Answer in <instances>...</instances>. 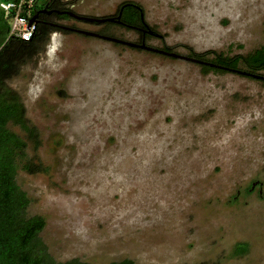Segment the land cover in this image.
<instances>
[{"label":"rangeland","instance_id":"1","mask_svg":"<svg viewBox=\"0 0 264 264\" xmlns=\"http://www.w3.org/2000/svg\"><path fill=\"white\" fill-rule=\"evenodd\" d=\"M62 1L86 19L55 22L187 56L264 45V0ZM124 2L151 33L91 20ZM8 83L54 260L264 264V79L58 27Z\"/></svg>","mask_w":264,"mask_h":264},{"label":"trees","instance_id":"2","mask_svg":"<svg viewBox=\"0 0 264 264\" xmlns=\"http://www.w3.org/2000/svg\"><path fill=\"white\" fill-rule=\"evenodd\" d=\"M2 1L9 0H0ZM120 6L119 24L135 28L142 33L141 29H146V24L141 18V7L133 2H124ZM65 9L69 10L62 0H45L42 4L33 0L30 16H35L36 30L30 40H22L8 37L9 20L0 7V264H92L77 258L59 262L48 252L40 237L45 219L39 214H27L30 200L16 180L19 167L28 171L40 170V167L33 165L27 158V140L9 126H17L26 133L29 140H37L35 127L29 124L25 116L21 98L9 85L8 80L19 72L23 62L37 53L50 31L58 28L51 22L70 18L69 15L60 13ZM147 34L149 33L144 36ZM162 48L169 51L173 49L166 45ZM188 49L189 56L211 62L218 68H240L250 73L264 70V45L247 54L235 55L211 50L193 53ZM210 54L212 57L208 58ZM106 264L134 263L125 258Z\"/></svg>","mask_w":264,"mask_h":264},{"label":"built area","instance_id":"3","mask_svg":"<svg viewBox=\"0 0 264 264\" xmlns=\"http://www.w3.org/2000/svg\"><path fill=\"white\" fill-rule=\"evenodd\" d=\"M33 0H9L0 2L4 16L9 20L8 37L30 40L36 30V21L29 24Z\"/></svg>","mask_w":264,"mask_h":264},{"label":"water","instance_id":"4","mask_svg":"<svg viewBox=\"0 0 264 264\" xmlns=\"http://www.w3.org/2000/svg\"><path fill=\"white\" fill-rule=\"evenodd\" d=\"M63 12H65L67 14H70V15H73V16H76V17H80V18L82 17V16H78V15L74 14L71 11H63ZM141 18L143 20L142 11H141ZM114 19H116V22H120V14H118L116 18L109 16V17H102V18H95V19L92 18L91 20H95V21H106V20L107 21H114ZM34 20H35V16H32L29 19V24L32 23ZM61 27L65 28V29H70V30H73V31H76L78 33H82V34H85V35L96 36V37H100V38H103V39H106V40L114 41L116 43H122V44H125L127 46L139 47V48H143V49L150 50V51H153V52H158V53L165 54V55H168V56H171V57H175V58L186 59V60H190V61H194V62H198V63H205V64H208L210 66H216L215 64H213L211 62L203 61V60H200V59L195 58V57L179 54L177 52L165 50L163 48H157V47L149 46V45L145 44L144 41H142L140 43H136V42H133V41L123 40L121 38L111 37V36H108V35H103V34H100V33H97V32H93V31H89V30H83V29H80V28H73V27L64 26V25L61 26ZM145 30L148 33L152 32L151 30H147V29H145ZM226 69H228L230 71H233V72L240 73V74L249 75V76H252V77H255V78L264 79V75H261L259 73H250V72H248L246 70L234 69V68H226Z\"/></svg>","mask_w":264,"mask_h":264},{"label":"flooded vegetation","instance_id":"5","mask_svg":"<svg viewBox=\"0 0 264 264\" xmlns=\"http://www.w3.org/2000/svg\"><path fill=\"white\" fill-rule=\"evenodd\" d=\"M50 11H52V10H49V12ZM63 11H69V10H67V9H65V10H62L60 13H64V14H67V13H65V12H63ZM56 12L58 13V10H56ZM118 14H121V6L118 8V10H117V12L114 14V15H112L111 17H114V18H116L117 17V15ZM67 15H69L70 17H73V18H78V17H76V16H73V15H70V14H67ZM83 20H85L86 19V17H84V16H82L81 17ZM114 22H116V19H114ZM54 26H56V27H61V26H63L62 24H60V23H58V22H51ZM117 23H121V21L120 22H117ZM64 26H68V25H64ZM69 27H72V26H69ZM74 28V27H73ZM142 30V37L144 36V34L145 33H147L146 32V30H145V27L143 28V29H141Z\"/></svg>","mask_w":264,"mask_h":264}]
</instances>
